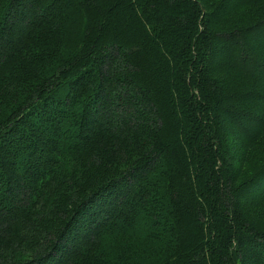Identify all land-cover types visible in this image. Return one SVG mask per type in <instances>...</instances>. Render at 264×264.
<instances>
[{
  "label": "trees",
  "instance_id": "1",
  "mask_svg": "<svg viewBox=\"0 0 264 264\" xmlns=\"http://www.w3.org/2000/svg\"><path fill=\"white\" fill-rule=\"evenodd\" d=\"M0 264H264V0H0Z\"/></svg>",
  "mask_w": 264,
  "mask_h": 264
}]
</instances>
